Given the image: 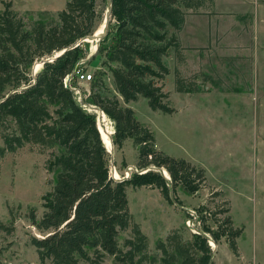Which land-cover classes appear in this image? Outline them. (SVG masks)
<instances>
[{"label": "trees", "instance_id": "trees-1", "mask_svg": "<svg viewBox=\"0 0 264 264\" xmlns=\"http://www.w3.org/2000/svg\"><path fill=\"white\" fill-rule=\"evenodd\" d=\"M206 1L110 0L109 23L95 54L103 55L112 86L100 70L91 80L89 100L103 109L100 117L105 120L108 114L114 120L113 143L122 147L131 137L138 149V169L115 178L110 173L109 129L98 126L96 112L79 102L64 81L90 52L83 39L101 20L97 0H67L56 16L46 18L33 11L21 12L12 0H4L0 9L4 145L0 151L27 143L53 149L49 159V168L56 172L53 187L42 196L43 212L38 215L31 208L27 215L40 233H30L29 240L43 263H100L109 253L115 264H216L207 232L216 241L227 236L239 255L237 237L243 228L234 226L230 214L217 216L227 206L204 214L205 205L199 208L197 220L202 228L198 232L187 235L183 228H174L158 239V253H153L147 233L133 218L127 192L130 185H148L158 187L172 201L170 190L176 192L178 183L194 193L207 180L203 166L159 148L154 130L141 122L129 104L144 95L154 109L175 110L170 92L158 81L171 72L164 57L171 47L179 60L183 57L178 32L186 14ZM40 60L42 66L36 70ZM175 73L178 91L201 88L198 74L188 78L178 68ZM208 77L203 74V79ZM211 216L217 228L207 223ZM14 229L13 222L0 221V230L10 234ZM126 230L129 234L122 235Z\"/></svg>", "mask_w": 264, "mask_h": 264}, {"label": "rangeland", "instance_id": "rangeland-1", "mask_svg": "<svg viewBox=\"0 0 264 264\" xmlns=\"http://www.w3.org/2000/svg\"><path fill=\"white\" fill-rule=\"evenodd\" d=\"M12 2L14 8L21 12L33 11L35 16L46 18L56 16L67 0ZM3 7L4 0H0V9ZM97 8L101 12V20L96 30L83 39L89 45L90 52L77 68L91 72L94 76L100 70L105 71L104 76L112 86L109 72L102 61L103 55L98 52L95 54L108 26L106 18H110V0H97ZM205 9L208 8L201 7L199 10ZM43 11L48 13L43 16L40 14ZM222 24L226 26V30L232 29L233 20L224 17ZM98 29L102 31L95 33ZM244 37L243 42L247 44L250 35L244 34ZM260 40L264 43L262 29L257 32L255 46L252 42L249 45L247 54L250 56L246 60L248 64L250 60L251 65L243 67L246 77L243 79L231 73V60L222 58L223 52L213 51L216 56L208 58L204 55L208 51L203 53L198 49L190 50L191 60L212 67L210 71H214V79L212 82L205 81L203 75L197 73L200 74L198 78L201 79V88L189 92L176 89L175 70L179 68L177 65L180 57L176 55L175 48L171 47L164 57L171 72L158 81L170 92L169 100L175 110L154 109L144 95L129 103L135 108L141 122L154 130L159 148L203 166L207 176L204 185L194 193L188 192L183 184L178 183L176 192L173 188L170 190L172 201L167 200L158 187L128 186L130 210L134 220L147 233L153 253H158V239L165 238L170 230L183 228L190 235L191 228L198 225L201 227L197 220L201 206H207L204 214H208L209 209L227 206L228 210L219 212L217 216L223 218L230 214L234 226L243 228L237 237L239 255L231 248L227 236L216 241L207 232L215 263L264 264V44ZM254 51L260 57L257 66H254ZM238 53L239 51L236 54ZM234 61L238 65L243 64L240 55ZM41 66V60L35 63L36 70ZM181 71L185 72L183 69ZM183 75L189 78L193 73ZM91 80H79L74 76L73 81L80 86L82 100L90 108L87 109L96 112L98 126L101 124L113 131L109 133L112 146L108 145L113 173H117L120 176L118 178L130 176L138 167V149L131 137L126 139L122 147L113 143L114 120L108 114L105 120L100 117L103 109L89 100ZM3 145V138L0 136V146ZM52 150L27 143L12 151H0V221L15 224V229L10 234L0 230V257L6 264H46L40 260L36 247L30 243V233H40L30 223L27 215L31 208H35L38 215L43 212L42 196L53 187L56 172L49 168ZM190 213L194 215L190 217ZM207 223L217 228L218 223L214 217H208ZM128 234L129 230L122 233ZM80 264L115 262L113 255L106 253L100 263L82 260Z\"/></svg>", "mask_w": 264, "mask_h": 264}, {"label": "crops", "instance_id": "crops-1", "mask_svg": "<svg viewBox=\"0 0 264 264\" xmlns=\"http://www.w3.org/2000/svg\"><path fill=\"white\" fill-rule=\"evenodd\" d=\"M201 7L208 9L199 10ZM201 7L186 14L184 25L178 33L180 42L184 46V48L182 47L183 57L177 65L179 71L183 74H209L210 77L205 81L212 82L214 79L212 75L214 71H210L212 67L209 64H198L196 61L191 60L189 51L193 49H198L203 53L208 51V53H204L208 58L213 55L216 56L213 51H218L224 53L221 56L222 58H230L231 73L234 76L242 79L246 78L243 67L251 65L250 60L249 64L246 60L250 56V54H247L250 50L249 45L252 42L255 46L257 32L260 29L264 31V0H207ZM224 17L233 20L232 29L226 30V26L222 24ZM235 27H239V29H235ZM244 34L250 35L247 44L243 42ZM261 43L264 44L263 41ZM228 51L236 52L229 53ZM237 51H239L238 54H236ZM255 54L254 66H257L260 57L257 52ZM237 55H240L243 64L238 65L234 61ZM187 66L190 68L188 69ZM237 68L240 69L237 70ZM182 69L185 72L181 71ZM198 80L201 81L199 78ZM0 264H6L1 257Z\"/></svg>", "mask_w": 264, "mask_h": 264}, {"label": "built area", "instance_id": "built-area-1", "mask_svg": "<svg viewBox=\"0 0 264 264\" xmlns=\"http://www.w3.org/2000/svg\"><path fill=\"white\" fill-rule=\"evenodd\" d=\"M74 76L77 77V79L79 80H91L93 77H94V74L91 73V72H87L85 70H82L80 68H75V70L73 72H70L68 73L65 78H64V81L65 83L72 88V90L74 91L75 93V97L77 96L79 99H76L86 107V108H89V106L87 105V103L85 101L82 100V96H83V93H82V90L80 88L79 85H77L76 83H74ZM91 93V90L89 91V95ZM95 105V104H94ZM96 106V105H95ZM97 107V106H96ZM90 109V108H89ZM138 169V167H136V170ZM110 173L115 177V178H118L120 176H118V174L115 172L113 173L112 171V168H110ZM197 215V214H196ZM198 216V215H197ZM199 223V222H198ZM191 230L193 232H198L200 230V226H194L193 228H191Z\"/></svg>", "mask_w": 264, "mask_h": 264}, {"label": "bare ground", "instance_id": "bare-ground-1", "mask_svg": "<svg viewBox=\"0 0 264 264\" xmlns=\"http://www.w3.org/2000/svg\"><path fill=\"white\" fill-rule=\"evenodd\" d=\"M101 28V27H100ZM104 28V27H103ZM102 31V29H100L99 30V32H101ZM96 33V32H95ZM96 36V35H95ZM97 37V36H96ZM101 110V109H100ZM104 112L103 111H100V114L102 115ZM100 128V127H99ZM113 131L112 130H109V133L111 134ZM110 134H109V136H110ZM111 137V136H110ZM105 139V138H104ZM166 170V169H165ZM165 170H164V172H165Z\"/></svg>", "mask_w": 264, "mask_h": 264}, {"label": "water", "instance_id": "water-1", "mask_svg": "<svg viewBox=\"0 0 264 264\" xmlns=\"http://www.w3.org/2000/svg\"><path fill=\"white\" fill-rule=\"evenodd\" d=\"M108 22H109V19L108 18H106V24L108 25ZM63 52V50L62 51H60L59 53H57L55 56H57V55H59L60 53H62ZM169 177V176H168Z\"/></svg>", "mask_w": 264, "mask_h": 264}]
</instances>
